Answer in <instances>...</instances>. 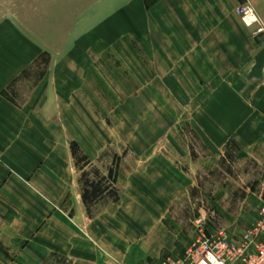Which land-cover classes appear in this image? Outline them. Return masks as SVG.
Returning a JSON list of instances; mask_svg holds the SVG:
<instances>
[{
  "label": "rangeland",
  "instance_id": "374dc122",
  "mask_svg": "<svg viewBox=\"0 0 264 264\" xmlns=\"http://www.w3.org/2000/svg\"><path fill=\"white\" fill-rule=\"evenodd\" d=\"M128 1L0 0V31L24 65L6 95L23 105L48 72L55 80L74 68L79 120L68 149L84 217L132 221L134 231L137 220L156 239L164 225L185 244L181 255L176 244L173 255L161 251L141 264H196L200 244L251 256L264 244V29L252 33L255 25L235 10L250 57L234 59L209 42L206 66L186 55L183 72H156L128 31L110 27ZM233 62L240 70L225 72ZM48 264L68 262L52 256Z\"/></svg>",
  "mask_w": 264,
  "mask_h": 264
},
{
  "label": "crops",
  "instance_id": "0c3cea01",
  "mask_svg": "<svg viewBox=\"0 0 264 264\" xmlns=\"http://www.w3.org/2000/svg\"><path fill=\"white\" fill-rule=\"evenodd\" d=\"M240 1L250 4L264 22V0H158L149 8L143 0H132L115 11L110 27L119 35L128 31L152 66H158L154 71L183 72L180 58L186 55L207 65L206 56H212L206 52L209 42L224 45L234 59L250 57L251 38L235 16ZM253 27L252 33L257 26ZM9 36L0 31V264H48L52 256L68 264H141L161 251L173 255L176 244L181 255L182 236L164 225L158 226L156 239L149 225L140 228L137 220L134 227L140 230L134 231L132 221L125 225L117 217H84L68 149L76 137V116L79 120L71 75L75 70L56 72L55 80L48 72L30 101H13L6 91L20 78L24 65L21 49L12 47ZM259 53L264 57V43ZM239 70L234 62L224 69ZM80 111L83 121L85 116L91 120L81 107ZM248 126L251 129V123ZM83 129L89 132L87 126ZM247 131L241 133L246 143ZM258 132L264 135L262 127Z\"/></svg>",
  "mask_w": 264,
  "mask_h": 264
},
{
  "label": "built area",
  "instance_id": "2783aa9c",
  "mask_svg": "<svg viewBox=\"0 0 264 264\" xmlns=\"http://www.w3.org/2000/svg\"><path fill=\"white\" fill-rule=\"evenodd\" d=\"M245 26H257V32H261L264 28L256 18L254 10L248 3H242L236 9ZM259 25V26H258ZM199 249L194 250L193 254L196 264H264V244H262L251 256L246 255L245 251L225 252L224 249L215 248V245L200 244ZM229 249V247L227 248Z\"/></svg>",
  "mask_w": 264,
  "mask_h": 264
},
{
  "label": "trees",
  "instance_id": "16d2710c",
  "mask_svg": "<svg viewBox=\"0 0 264 264\" xmlns=\"http://www.w3.org/2000/svg\"><path fill=\"white\" fill-rule=\"evenodd\" d=\"M157 1H158V0H143V3H144V6H145L146 8H149V7H151L152 5H154ZM83 200H84V202L86 201V200H85V196L83 197Z\"/></svg>",
  "mask_w": 264,
  "mask_h": 264
}]
</instances>
